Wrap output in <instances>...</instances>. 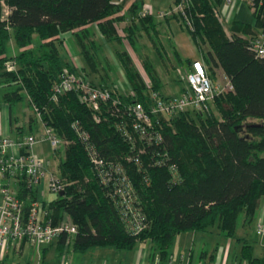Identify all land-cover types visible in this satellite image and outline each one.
Returning a JSON list of instances; mask_svg holds the SVG:
<instances>
[{"label":"trees","instance_id":"trees-1","mask_svg":"<svg viewBox=\"0 0 264 264\" xmlns=\"http://www.w3.org/2000/svg\"><path fill=\"white\" fill-rule=\"evenodd\" d=\"M256 1L249 8L252 24L232 20L230 35L213 12L220 0H187L184 13L191 29L181 16L172 15L185 25L198 50L200 43L207 44L200 57L210 77L212 70L218 69L228 79L231 90L215 96L216 114L209 111L201 117L186 111L162 124L161 144H146L141 167H137L124 160L129 147L116 131L112 116L102 112L100 121L94 122L91 110L74 91L58 95L56 101L49 99L50 87L59 73L64 69L76 72L70 61L60 55L63 47L58 35L69 32L92 70L94 55L100 49L94 40L96 34L101 41L114 43L113 55L129 92L120 94L107 89L124 102L147 103L149 90L115 29L117 22L127 19L119 2L0 0V102L7 105L9 124L13 120L11 106L25 98L38 122L70 141L57 164L59 177L66 180L63 193L45 203L52 225L66 214L75 227L66 245V234L57 236L55 248L59 256L64 246L76 253L95 247L127 251L147 240L151 264H167L172 241L179 233L206 232L216 225L223 236L239 240L237 226L245 228L252 221L264 197V55L256 56L250 46L257 29L264 30V0L257 6ZM127 14L123 31L136 51L135 38L141 33L150 39L156 37L158 22L152 14L140 15L136 2L129 5ZM33 34L38 40L36 46L31 44ZM9 38L20 51L5 56L4 41ZM172 52L178 59L175 49ZM141 63L150 89L158 92L160 83L152 62L143 58ZM73 122L87 132L100 157L124 166L146 222L140 233L128 232L120 222L116 207L98 182L87 152L71 128ZM15 135H22L21 127ZM162 150L167 156L165 163L151 165L156 152ZM169 164L175 166L174 177ZM16 189L25 212L34 192L24 183ZM240 258L247 264H264V256H252V246L246 241L241 244Z\"/></svg>","mask_w":264,"mask_h":264},{"label":"built area","instance_id":"built-area-1","mask_svg":"<svg viewBox=\"0 0 264 264\" xmlns=\"http://www.w3.org/2000/svg\"><path fill=\"white\" fill-rule=\"evenodd\" d=\"M213 0H209L211 3ZM233 0H220L219 5L213 6L215 16L219 17L220 5H231ZM248 8H253L255 0H244ZM187 0H177L168 11L159 12L156 18L178 14L191 29L190 22L184 13ZM261 0L256 1V6ZM4 15L7 8L4 7ZM151 14L150 8L144 6L140 15ZM257 33L250 39V46L256 56L264 55V30L257 29ZM184 76L185 88L177 95L164 96L156 91L148 92L147 103L132 100L124 102L110 90L92 85L78 72L62 70L58 78L50 87L49 99L56 101L58 95L74 91L80 102L92 112L94 122L100 121V114L104 112L114 118V127L123 140L128 144L129 154L124 157L127 162L141 167L140 157L146 153L144 146L160 145L162 142V124L178 113L191 110L204 117L209 111L216 95L222 91L231 90L228 79L219 71L221 77L215 80L209 75V69L202 59L189 60L186 64ZM146 86V84H145ZM131 94V93H130ZM38 131L12 137L9 134L0 135V261L7 251L21 242L33 246H42L56 240L60 233H65L66 245L69 236L75 233V227L70 223L66 214L57 224L52 225L47 216L44 201V191L55 195L63 193L66 180L60 178L58 172L48 171L49 161L33 152V146L41 141L48 142L50 149L55 150L61 144L68 142L57 136L49 126L40 123ZM77 138L83 144L92 170L98 182L105 188L107 196L118 211V218L126 230L138 234L146 228L144 216L140 211L138 200L131 180L121 163L104 159L98 155L89 140L87 132L77 122L71 124ZM139 142V144L136 143ZM166 153L156 152V158L151 165L164 164ZM172 177L175 176V166L168 165ZM24 183L25 187L34 192V199L29 203L25 212L22 202L17 197V186ZM15 185V188L12 186ZM255 233L264 235V222L258 220ZM59 264H67L60 260ZM153 264H156L155 262Z\"/></svg>","mask_w":264,"mask_h":264},{"label":"rangeland","instance_id":"rangeland-1","mask_svg":"<svg viewBox=\"0 0 264 264\" xmlns=\"http://www.w3.org/2000/svg\"><path fill=\"white\" fill-rule=\"evenodd\" d=\"M116 1L119 2L121 7L125 2H129V0ZM243 1L233 0L231 5H222L219 7V17L217 18L221 21L223 29L227 35L231 34L229 30V23L232 21V19L239 18L244 21H250L251 16L248 7L244 3L245 1ZM132 2H135V0H130L128 5H130ZM149 2L151 4L150 11L156 17L159 12L168 11L173 4L171 0H149ZM149 2L144 1L141 3V1L139 0L138 11L140 9H143L144 5H147ZM128 7L126 8V11L122 10L124 12V15H126L127 19H124V21L121 22H117L115 24V29L118 36H120L121 38V46L130 55V58L135 68L137 69L140 74V77L146 84V88L149 90L147 91H151L149 87L150 80L141 65V60L143 58L149 59L153 64V67L157 74V78L160 83L158 92L164 96L179 94L181 90L185 88V81L183 78L187 69L186 60L201 59V53L207 49V44L200 43V50H198L191 37L189 36L185 25L175 17L164 16L160 18L159 24L157 25L158 35L156 37L150 39L148 35L141 33L140 37L135 38V51L128 43L127 38L125 36V32L123 31V27L128 22ZM169 19H175V23H177H172L170 25V31L172 32V35H170L169 30L166 27L168 23H164ZM68 34L69 33L64 32L58 35V37L62 40L63 48L60 51V55L63 60L70 61L71 65L75 68L76 72L80 73V75L86 77L88 81L92 82L97 86H103L108 89H114L120 94H126L129 92V86L123 76L119 64L117 63L113 55V47L115 45L114 43H107L101 41L97 37L94 38V40L96 39V41L98 42L100 49L97 50L99 51L97 52L98 56L94 55L95 69L92 70L89 64L83 58L82 54L80 53L79 47L76 45L75 40L73 39V37H71L70 34L68 36ZM37 43V37L35 36V34H33L31 44L32 46H36ZM29 47L30 46H26L25 48ZM172 48L175 49L178 59L173 55ZM19 51L20 48H18L14 44L12 38H9L4 41L5 56L14 55ZM89 51L91 50L89 49ZM212 72V77L215 80L220 79L221 76L217 73L218 69H214L212 70ZM213 102L210 105L209 111L214 112L213 114H216L213 109ZM4 105V103L0 102V121ZM10 110L13 119L11 122L13 130L16 131L18 128L17 126L19 124H21V127L24 128L28 127V124L30 123H32L31 125H33L34 122L32 121L34 120L36 124H38L36 130L28 131L27 133H35L38 131V128L41 124L40 122H38L37 115L34 114L32 107L27 102V99L24 98L23 100L13 104ZM188 112L194 113L191 110H188ZM164 124L166 123L164 122ZM69 142L70 141L61 144L60 147L55 150H51L48 142L41 141L40 143H37L33 146V152L35 154L41 155L45 160L49 161V165L47 168H51V170L48 171L57 173L58 161L62 157L64 147ZM12 188H15V185L12 186ZM52 196L54 197L55 195L46 194L44 192L42 197L44 201H48L50 198H52ZM263 205L264 197L261 198L259 207L252 221L244 228L246 229L247 239L252 240L254 238L258 240L259 238V235L255 233V224L258 221V210H261L263 208ZM183 234L179 233L175 235L171 244L170 251L174 255H176L181 249L187 248V246L189 245L190 238L193 239V241L190 243V248L192 250V264H243L245 262L239 257V247L241 246V243H236L235 238L231 239L223 236L216 228V225L210 227L209 230L206 232H184ZM235 234L236 236H242L243 227L241 229L238 225ZM18 252L19 251H17V256L20 255V253ZM255 254L256 251H254L253 255ZM17 256L13 258L12 254L11 256L7 255L8 258H5V261L7 262L8 259V261L10 262L11 259V262L13 263L22 264L25 261L26 256L28 258L31 257V259H29L30 264H34L36 261H38V258H36V252L34 247L29 248L28 246H25L22 252V256Z\"/></svg>","mask_w":264,"mask_h":264},{"label":"crops","instance_id":"crops-1","mask_svg":"<svg viewBox=\"0 0 264 264\" xmlns=\"http://www.w3.org/2000/svg\"><path fill=\"white\" fill-rule=\"evenodd\" d=\"M114 1L118 2L116 0H114ZM138 1L139 0H135V2L137 4V10H138ZM140 1H141V3L144 1L149 2V0H140ZM174 1L175 0H171L172 3H174ZM129 2H130V0H129ZM129 2H125L122 5V10L126 11V8L129 6L128 5ZM245 5H246V3H245ZM144 6H148L150 8L151 4L149 2L147 5H144ZM141 10L142 9H140L139 12ZM248 10H249V13L251 16V11L249 8H248ZM151 14L154 16V14L152 12H151ZM154 17L159 24L160 19L156 18V16H154ZM232 20H237V21H240L242 23H249V24H252V22H253L252 16L250 17V21H244V20H241L239 18L238 19L234 18ZM166 22L168 23V25H166V27L168 28L170 35H172V32L170 31V25L172 23H175V19H169L168 21H165L164 23L166 24ZM175 24H177V23H175ZM67 33H69V32H67ZM68 36H69V34H68ZM96 37L101 39L99 35H96ZM188 60H190V59H188ZM21 126L22 125L19 124L17 127H21ZM37 126H38V124H36V122H35L30 128L29 127H26V128L21 127L22 128V134L27 133L28 131H31V130L32 131L36 130ZM24 130H26V131H24ZM14 131L15 130H13L12 126H10L9 121H8L7 105H4V108L2 109V116H1V121H0V135L1 134L2 135L3 134H9L11 136H15ZM47 169L51 170V168H47ZM45 193L49 194L47 192H45ZM52 198L54 199L55 197L52 196ZM52 198H50V199H52ZM259 203H260V201H259ZM258 207H259V205H258ZM257 218H258V220H262L264 222V205H263V208L261 210H258ZM240 228L242 229V227H240ZM246 236H247L246 235V229L243 228V235L237 236V238L239 240L235 239L236 243L242 244L243 241H246V242L250 243L252 246V256H254L256 258L264 256V235L259 236L258 240L254 239V238L252 240H250V239H247ZM192 241H193V239L190 238L189 239V245L187 246V248L181 249L180 251H178V253L176 255H174L170 251V258H169V261L167 264H192V259H191L192 258V250L190 248V243ZM55 245H56V240H52L48 244H45L42 246H37V247H35V246H33L27 242H21L17 246V248L14 247L13 249H9L10 252L7 251L3 260L0 261V264H19V263L11 262L12 261L11 259H10V262L8 261V259L6 262L5 258H8L7 255L11 256V254L13 255V258L16 257L17 251H19L18 253H20L19 256L21 257L25 246H28L29 248H32V247L35 248L36 258H38V261H36L34 264H59L60 260H62V259L65 260L67 262V264H151V261L149 260V256H148L150 244H149V241H147V240L137 242L136 245L132 249L127 250V251H117V250H115L113 248H109V247H95V248H91L90 250L88 249L83 253H76L69 248H65L66 246H64L63 251H62L63 254H61L60 256L58 255V253L56 251ZM240 248H241V246L239 247V257H240ZM254 251H256L255 255H253ZM19 256H17V257H19ZM29 259H31V257L28 258L26 256V259L22 264H30ZM243 264H247V263L244 262Z\"/></svg>","mask_w":264,"mask_h":264},{"label":"water","instance_id":"water-1","mask_svg":"<svg viewBox=\"0 0 264 264\" xmlns=\"http://www.w3.org/2000/svg\"><path fill=\"white\" fill-rule=\"evenodd\" d=\"M62 194V192H59V195H61Z\"/></svg>","mask_w":264,"mask_h":264}]
</instances>
